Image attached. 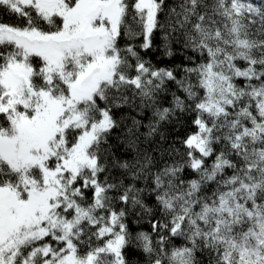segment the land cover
I'll list each match as a JSON object with an SVG mask.
<instances>
[{"label":"snow or ice","instance_id":"snow-or-ice-1","mask_svg":"<svg viewBox=\"0 0 264 264\" xmlns=\"http://www.w3.org/2000/svg\"><path fill=\"white\" fill-rule=\"evenodd\" d=\"M0 11L19 18L0 22V264H128L133 243L144 264H264V0H0ZM157 30L166 55L170 42L191 52L180 78L119 46L142 37L148 50ZM124 108L152 117L127 124ZM189 111L196 131L177 160L153 138ZM117 130L131 159L109 151ZM129 214L152 216L158 239L133 236Z\"/></svg>","mask_w":264,"mask_h":264},{"label":"trees","instance_id":"trees-1","mask_svg":"<svg viewBox=\"0 0 264 264\" xmlns=\"http://www.w3.org/2000/svg\"><path fill=\"white\" fill-rule=\"evenodd\" d=\"M131 4L133 0H128ZM211 3V0H209ZM169 6L172 4V0H168ZM163 19V17H161ZM0 22L10 23V24H18L19 18L12 16L9 13L0 11ZM128 23L131 25L134 31L138 30V26L132 21L131 16L128 17ZM162 33L160 31H156L152 37V47L148 50H143L139 48V45L143 42L142 37L136 38H129L127 36L121 37L119 40V46L121 48L127 47L128 44H133L136 46L137 51L140 53L141 57L150 62V64L155 68H169L174 69L176 71L177 78H180L183 75V68L185 66H192L187 60V57L191 55L189 50H182L181 46L176 44L175 42H170L169 47L171 48L172 54L166 55L165 50L163 47L162 42ZM179 66V67H178ZM238 66L243 67V62H238ZM194 82V80H193ZM169 91L164 95V98L160 100L159 106L163 107H170L171 106V93L176 91L175 86L173 83L168 84ZM179 95H183L182 93H177ZM116 116L118 119H123L124 123L130 124L131 119L130 116H136L137 119L141 120L143 124L149 123V118L152 117V110L145 109L141 112L140 109H136L135 111L130 110L128 108H124L122 110L117 111ZM195 118V113L189 111L186 113H177L176 115L171 116L166 121H161L159 125V134L153 138L154 141L158 142L162 149L168 148L170 145L175 146L177 149H180V153L175 156V159L179 160L180 155H182L183 149L181 145V141L185 139L190 133L196 131L195 127L192 125L191 121ZM146 129L141 128V131H145ZM119 130L114 132L111 137L109 138V151L115 152V155L118 156L120 159H131L133 153H129L126 150L125 144L121 142V140L117 139V135ZM160 134L165 137V140L160 139ZM119 144L120 148L117 150L115 149V145ZM161 150H158L153 153L156 161L161 160ZM163 160L168 161L171 163L168 155L165 154L163 156ZM158 167H161L162 164L158 163ZM155 171V168L153 169ZM110 175L114 178L120 177V170L112 169ZM187 175V174H182ZM100 179H104V174L100 175ZM127 183V181H126ZM138 187H145V181H140L137 185ZM214 187V186H213ZM88 198H91V192L87 193ZM145 203L149 208H153L156 218H159L160 213L155 208V199L154 196L150 195L148 192L144 193ZM119 205H117V208ZM139 211V210H137ZM153 219L152 216L149 215H132L129 214L125 218V222L129 225L130 231L132 235L135 236L139 232H146L152 235L153 241L155 242L158 237L155 233L152 232L151 223L150 221ZM100 242L97 241L96 244ZM179 241H177V245L179 246ZM95 246V245H94ZM86 249H81V254H84ZM125 259L127 260L128 264H144V256L140 252L138 248H136L135 243L127 247L124 251Z\"/></svg>","mask_w":264,"mask_h":264}]
</instances>
